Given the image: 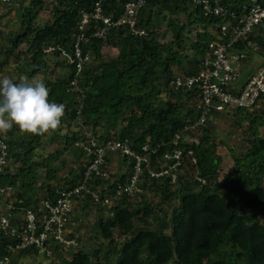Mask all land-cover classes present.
<instances>
[{
	"label": "trees",
	"instance_id": "16d2710c",
	"mask_svg": "<svg viewBox=\"0 0 264 264\" xmlns=\"http://www.w3.org/2000/svg\"><path fill=\"white\" fill-rule=\"evenodd\" d=\"M46 1L0 0V19L12 13L16 26L0 27V57L16 64L19 78L41 76L48 99L65 105L54 130L29 134L13 126L0 133L10 159L0 187H11L7 199L23 201L18 209L26 210L42 199L53 200L60 190L85 185L74 195L66 236L76 237L79 246L53 243L50 264H264V95L253 110L212 107L198 124L199 89L172 85L178 75L200 73L209 44L218 39L219 27L228 18L206 16L189 1L146 0L136 17V28L145 33L135 35L127 25H115L127 0ZM249 1L220 4L239 13ZM259 2L264 5V0ZM97 5L113 25L92 17ZM49 8L50 17L38 24L40 13ZM84 14L90 19L81 28ZM250 38L259 44L256 54L250 55L242 41L230 47L231 53L249 55L240 81L230 89L233 94L255 74L248 67L250 60L264 57V28L258 27ZM77 42L82 55L88 56L80 70ZM176 66L181 73H175ZM224 120L247 136L238 155L236 147H228L233 164L227 171L219 150L227 143L215 133L216 122ZM90 138L100 147L129 141L136 154L146 157L149 167L143 163L131 193L126 188L135 174V159L119 152L106 154L105 176L92 174L84 183L96 158L85 149ZM50 144L54 151L42 163L33 161L36 148L44 150ZM176 149L181 151L176 179L151 176L149 169L160 172L175 162L164 155ZM64 152L61 166H56ZM68 156L71 168L61 176ZM32 164L40 171H33ZM89 213L95 215L92 226L85 218ZM89 234L88 244L83 240ZM5 244L0 242V258ZM33 255L39 254L20 251L11 264Z\"/></svg>",
	"mask_w": 264,
	"mask_h": 264
},
{
	"label": "built area",
	"instance_id": "2783aa9c",
	"mask_svg": "<svg viewBox=\"0 0 264 264\" xmlns=\"http://www.w3.org/2000/svg\"><path fill=\"white\" fill-rule=\"evenodd\" d=\"M8 2L9 0H3ZM198 6L206 16H225L228 20L220 25L219 36L216 41L209 44V53L202 63L203 69L197 76L183 77L178 75L172 85L178 88L190 89L194 86L200 91L199 108L202 114L198 124L204 123L207 114L214 107L218 111L226 108H245L253 110L259 108L264 95V60L255 69V74L237 94L230 92L236 87L242 77L243 64L248 59L244 52H230V47L238 42H245L250 49V55L259 52L260 47L257 41L252 40L250 35L258 27L264 28V5L259 0H250L244 5L239 13L229 12L221 4L220 0H184ZM146 0H127L124 5V14L115 25H127L135 35H143L144 30L136 28V17L138 11L144 7ZM95 19L102 18L105 24L114 23L106 17L101 16V8L97 5L92 16ZM89 16L84 14L81 20V28L89 22ZM81 37L78 38V41ZM75 57L77 68L81 69L82 62L88 60L83 56L78 42L75 45ZM75 83V82H73ZM180 139V134L175 136V143ZM90 145L85 149L88 153L95 154L96 158L90 163L86 172L84 183L92 174L105 176L104 165L108 152H119L123 156L135 159V174L131 184L126 191L131 193L135 188L139 173L142 171L143 163L149 167L145 156L136 154L129 141H110L106 146H98L93 138H90ZM147 151V147H144ZM192 154V152H189ZM165 159L175 160L172 165L163 167L160 172L149 169L151 176L160 177L170 175L172 180L176 179L177 168L180 165L181 151L176 149L172 155L165 154ZM8 146L0 138V176L9 164ZM11 187H0V242L6 241L5 253L0 258V264H11L14 254L33 250L39 255L47 258L55 255L52 249L53 243L63 248H76L79 246L77 238L68 239L70 233L68 228L71 213L74 207V195L85 189V185L72 190H60L53 199H42L37 204L31 205L26 210L18 209V203L7 199L6 193ZM120 194V192L118 193ZM94 197L95 194H93ZM97 199V198H96ZM104 203H109L105 199Z\"/></svg>",
	"mask_w": 264,
	"mask_h": 264
},
{
	"label": "clouds",
	"instance_id": "9594fccd",
	"mask_svg": "<svg viewBox=\"0 0 264 264\" xmlns=\"http://www.w3.org/2000/svg\"><path fill=\"white\" fill-rule=\"evenodd\" d=\"M49 90L40 79L21 76L14 81L0 74V133L15 126L29 134L56 129L65 105L48 99Z\"/></svg>",
	"mask_w": 264,
	"mask_h": 264
},
{
	"label": "rangeland",
	"instance_id": "374dc122",
	"mask_svg": "<svg viewBox=\"0 0 264 264\" xmlns=\"http://www.w3.org/2000/svg\"><path fill=\"white\" fill-rule=\"evenodd\" d=\"M13 2H18V0H12ZM30 1V0H29ZM50 2V0L46 1V4ZM26 5L29 4V2L25 3ZM52 6V5H50ZM51 8V7H50ZM50 8L49 10H43L38 19H37V23L38 24H42L45 23L46 20L50 17ZM2 25L1 27H5V29H10V30H15L16 26H15V18L13 16V14L11 13L10 15L3 17L2 18ZM107 52L113 53L112 51L107 49ZM264 60V57H261L259 55H256L252 58V60H250V63L248 64V67H251L252 69H256L261 62ZM14 63V62H13ZM9 68H13L14 66L8 65ZM175 73H181V69L179 68V66H176L174 68ZM44 77V76H42ZM37 79H41V76H38ZM244 126L248 125V122H244L243 123ZM215 133L216 136L218 137V139H222L224 141H226L227 145L224 146L222 145L219 150H220V154L222 156V168L223 171H227L229 169L230 166H232L233 162L231 159V152L228 149V147H236L237 150L235 151V153L238 155L239 152L241 151V149L245 146V139H246V135H244L242 133V129L239 128L238 126L234 125L232 123V121H228V120H224V121H217L215 124ZM46 138L42 139V143H45ZM43 145V144H42ZM54 151L53 149V145H46L45 149L42 150V148L38 147L36 148V150L34 151L33 154V161L36 162H41L45 156H47L49 153H52ZM66 156V153L64 152L63 155L61 156V158L55 162L56 166H61V159L64 158ZM71 161H72V157L68 156L66 157V162L67 165L66 167H63L60 171L59 174L61 176H65V174L70 170L71 168ZM31 168L33 169V171H40V169L36 170L35 166L32 164ZM33 174V173H32ZM87 221L89 223L90 226H92L94 224L95 221V215L93 213H89L87 215ZM72 231H74L72 229ZM81 234V233H80ZM90 234L87 236H84V242L88 243L90 242L89 237ZM51 260L44 257L43 255H33V256H29V257H23L20 259L19 264H50Z\"/></svg>",
	"mask_w": 264,
	"mask_h": 264
},
{
	"label": "crops",
	"instance_id": "0c3cea01",
	"mask_svg": "<svg viewBox=\"0 0 264 264\" xmlns=\"http://www.w3.org/2000/svg\"><path fill=\"white\" fill-rule=\"evenodd\" d=\"M19 2V0H18ZM4 13V9L2 7H0V15ZM2 18L0 19V27L2 25ZM2 30H6L5 27H1ZM10 30V29H7ZM8 65L14 66L13 68H9ZM0 74L3 75H8L11 79H13L14 81L18 80L19 76L17 73V69H16V64L13 63L12 61L10 62H6L4 57H0ZM9 130V129H8ZM8 130L6 132H8ZM5 132V133H6ZM85 229V228H84ZM83 230H81V234L84 233L82 232Z\"/></svg>",
	"mask_w": 264,
	"mask_h": 264
}]
</instances>
